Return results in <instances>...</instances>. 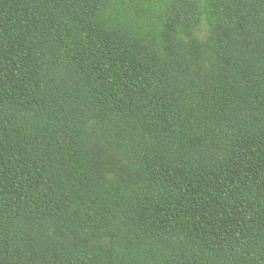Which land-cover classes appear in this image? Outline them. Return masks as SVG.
<instances>
[{
	"label": "trees",
	"instance_id": "trees-1",
	"mask_svg": "<svg viewBox=\"0 0 264 264\" xmlns=\"http://www.w3.org/2000/svg\"><path fill=\"white\" fill-rule=\"evenodd\" d=\"M0 264H264V0H0Z\"/></svg>",
	"mask_w": 264,
	"mask_h": 264
}]
</instances>
